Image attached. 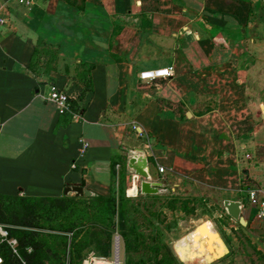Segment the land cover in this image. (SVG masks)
I'll use <instances>...</instances> for the list:
<instances>
[{
    "label": "crops",
    "instance_id": "1",
    "mask_svg": "<svg viewBox=\"0 0 264 264\" xmlns=\"http://www.w3.org/2000/svg\"><path fill=\"white\" fill-rule=\"evenodd\" d=\"M137 150L147 180L127 170ZM122 192L131 209L240 202L245 225L225 217L264 260V0H0V195L85 206ZM195 211L177 209L164 241L179 264H221L230 239Z\"/></svg>",
    "mask_w": 264,
    "mask_h": 264
},
{
    "label": "rangeland",
    "instance_id": "2",
    "mask_svg": "<svg viewBox=\"0 0 264 264\" xmlns=\"http://www.w3.org/2000/svg\"><path fill=\"white\" fill-rule=\"evenodd\" d=\"M69 202L70 201H66L64 208L61 206V209L54 208V205L47 203L49 211L37 210L31 213L17 210L7 213L0 208V228L3 231L13 227L25 230L27 233L36 235L37 241H34L35 243H38V239L43 237V239L49 241L51 248L53 247L55 249L52 251V261L56 264H76L77 262V264H114L113 253H111L108 258L97 257V250L94 246L96 238L93 237L92 233L95 231L100 232L103 226H100L94 220L88 221L85 226L86 228H90L91 232L89 235V247L80 252V256L74 254L71 243L78 244L79 242V244H81L86 236L82 230L83 228L80 227L85 220L77 218L78 211L75 209L86 207L81 205V203H77V207L76 205L70 204L71 210L69 211L65 208L69 205ZM192 203L194 204L193 207L191 206ZM59 204L62 205L61 203ZM202 204L205 205L206 203L199 201L191 202L178 198L174 199L173 197L172 199H167L165 196L158 197L157 199L140 201L136 206H133V209H137L133 218L141 224V231L145 232L148 237L145 242L151 246L153 245L151 240L156 237V233L154 232L155 229L164 230L165 228L172 227L173 221H177V218L179 219L175 212L177 209L190 211L193 208L196 210L195 215L199 219L206 218L213 220L217 224L222 235L230 239L229 245L231 254L222 261L221 264H241V262H243V264H264V260L258 256L256 249L252 245L251 230H247L246 228L241 229L237 223L229 221L225 217L224 207L221 204L209 205L206 208H203ZM88 212L92 213L91 210ZM66 228L68 229L64 232ZM96 236L99 237L98 235ZM29 238L30 236H27V239ZM165 239H167V236ZM65 240H67L68 244L64 243ZM20 244L22 246L23 242ZM30 251L31 249H28L27 252ZM14 252L16 253V249ZM0 253L4 254L8 260L11 259L6 249L0 248ZM141 254H143V252L126 255L123 253L121 244L119 264H137L141 258ZM149 256L150 254L148 253L147 257ZM0 259H2V257H0ZM19 261L23 264L22 259Z\"/></svg>",
    "mask_w": 264,
    "mask_h": 264
},
{
    "label": "trees",
    "instance_id": "3",
    "mask_svg": "<svg viewBox=\"0 0 264 264\" xmlns=\"http://www.w3.org/2000/svg\"><path fill=\"white\" fill-rule=\"evenodd\" d=\"M129 202L130 200L127 199L125 193L122 192L118 204L114 197L111 196L107 199L97 198L91 200L89 204L84 206L86 208L75 209L78 211L77 218L85 220L80 227L83 228L82 230L86 236L81 244H79V242L78 244L71 243L74 254L80 256V252L89 247V235L91 232L90 228H86L85 226L88 221L94 220L100 226H103L100 232L95 231L92 233L93 237L96 238L94 246L96 247L97 255L103 257L109 256L112 247V238L117 231L123 242L124 254L128 255L143 252L137 264H179L173 257L168 245L165 243L164 234L161 230H154L156 237L151 240L153 245L150 246L145 242L148 237L145 232L141 231V224L133 218V215L137 211L131 209ZM47 203L54 205V208L58 209H61L60 207L63 206L60 205L57 200L52 199L18 198L0 195V208L7 213H11L15 210L26 211L28 213L37 210L49 211ZM77 206L78 205H76V207ZM65 208L69 211L71 210V206H66ZM88 209L91 210L92 213H89ZM67 229L68 228H66L64 232H66ZM6 231L7 240H3L0 237V248L6 249L11 259L8 260L4 254L0 253V257L3 259L2 264H22L19 261L21 259L23 264H56L52 261V251L55 249L53 247L51 248L49 241L43 239V237H40L38 243H35L34 241H37L36 235L27 233L25 230L13 227L7 228ZM27 236H30V238L27 239ZM11 240H15L17 243L14 249L8 244V241ZM22 242L23 245L21 246L20 243ZM64 243L68 244L67 240H65ZM15 249L16 253L14 252ZM28 249H31V251L27 252ZM148 253L150 254L149 257H147Z\"/></svg>",
    "mask_w": 264,
    "mask_h": 264
},
{
    "label": "water",
    "instance_id": "4",
    "mask_svg": "<svg viewBox=\"0 0 264 264\" xmlns=\"http://www.w3.org/2000/svg\"><path fill=\"white\" fill-rule=\"evenodd\" d=\"M148 161L143 155L141 150H137L135 154L128 159L127 170L131 174H135L144 180H147L150 175V171L147 167ZM160 184L152 183L148 181H142L139 186V191L142 195H155L160 192ZM74 193L76 197H90L91 193L83 188L81 185L67 186L64 189V194ZM224 208L226 214L233 220L239 222L242 226L245 225L243 218L241 217V203L240 202H224ZM114 264H119L118 261V243L115 248V260Z\"/></svg>",
    "mask_w": 264,
    "mask_h": 264
},
{
    "label": "built area",
    "instance_id": "5",
    "mask_svg": "<svg viewBox=\"0 0 264 264\" xmlns=\"http://www.w3.org/2000/svg\"><path fill=\"white\" fill-rule=\"evenodd\" d=\"M13 1L17 2L20 5H24V6H30L31 4H33V0H13ZM153 74L157 75V74H161V72H159V71H155L154 73L146 72V73H142L140 77L141 78H152ZM166 76H168V74H166ZM43 99L49 103L56 105L58 107L60 113H64L65 111H67L69 109L70 97L68 96L67 93L59 90L55 86H51L49 88L48 94H46L43 97ZM160 171H161V173L163 172L161 169H160ZM257 219L261 223L264 224V198L259 203V210L257 212ZM0 237L3 240H7V231L6 230L3 231L0 228ZM8 244L13 249L17 245L15 240L8 241ZM0 264H2V259H0Z\"/></svg>",
    "mask_w": 264,
    "mask_h": 264
}]
</instances>
